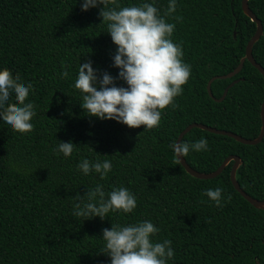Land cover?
Wrapping results in <instances>:
<instances>
[{"label": "trees", "instance_id": "obj_1", "mask_svg": "<svg viewBox=\"0 0 264 264\" xmlns=\"http://www.w3.org/2000/svg\"><path fill=\"white\" fill-rule=\"evenodd\" d=\"M121 7L153 3L165 15L169 0H117ZM83 0H0V70L32 84L33 130H12L0 116V264H110L102 253L103 229L151 221L159 231L153 242L171 240L175 256L167 264H264V208L250 203L231 180L232 160L214 178H198L174 163L170 147L191 123L198 122L256 138L262 129L264 75L248 59L231 78L209 80L234 70L246 54L257 24L245 14L243 0H176L168 23L171 39L182 45L191 75L182 94L161 112L158 127L129 128L116 120L90 117L75 88L80 63L92 61L97 75L107 72L127 87L114 67L117 46L99 15L103 5L82 10ZM264 25V0H249ZM111 7V5H110ZM177 17L182 19L178 20ZM236 33V34H235ZM253 55L264 67V33ZM68 76L63 77L64 71ZM99 88V81L96 85ZM9 103H16L11 93ZM208 141L206 151H189L188 164L215 171L230 155H239L241 187L264 200V138L245 144L194 127L181 142ZM74 143L71 156L54 151ZM84 159L108 160L106 178L77 165ZM102 185L105 193L125 187L136 198L131 213L110 211L104 219L73 216V197ZM223 189L221 204L204 195ZM231 195L229 202L227 197ZM83 205V202H81Z\"/></svg>", "mask_w": 264, "mask_h": 264}, {"label": "clouds", "instance_id": "obj_2", "mask_svg": "<svg viewBox=\"0 0 264 264\" xmlns=\"http://www.w3.org/2000/svg\"><path fill=\"white\" fill-rule=\"evenodd\" d=\"M99 5H103L99 15L107 26L106 32L117 46L113 66L120 69L118 78L124 80L127 87L117 86V78L107 72L100 79L91 60L80 63L74 86L83 94L81 107L90 117L116 120L129 128L158 127L165 108L179 107L174 100L182 94L183 85L191 75V66L182 59V45L171 39L175 24L165 19L176 11V0H169L165 15H160L153 3L121 7L117 0H83L82 10ZM62 75L66 78L68 72L65 70ZM20 80V76L13 77L8 68L0 70V116L12 130L27 133L33 130L31 120L36 115L33 103L25 102L33 86L30 83L25 86ZM13 92L16 103H9ZM170 147L175 154L174 163L179 165L181 157H186L190 149L206 151L208 141L202 137L194 143L174 142ZM73 150L74 143L61 141L54 151L68 157ZM77 168L85 175L95 171L103 179L112 165L108 160L92 163L84 159ZM222 192L221 188L207 189L204 195L222 207ZM227 199L231 201L230 194ZM73 200V216L85 220L97 216L104 219L110 211L131 213L137 206L135 196L125 187L106 194L103 186L97 185L88 189L85 196L78 194ZM158 231L147 220L123 227L113 224L111 229H103L106 244L102 253L111 258L110 264H167L175 252L171 240L152 241L151 237Z\"/></svg>", "mask_w": 264, "mask_h": 264}, {"label": "water", "instance_id": "obj_3", "mask_svg": "<svg viewBox=\"0 0 264 264\" xmlns=\"http://www.w3.org/2000/svg\"><path fill=\"white\" fill-rule=\"evenodd\" d=\"M243 10L245 12V14H247L251 20L255 21L257 24V29L254 33V35L250 38V40L248 41L247 47H246V54L245 56L241 59V62L239 63V65L232 70L231 72L227 73V74H223V75H217L212 77L209 82H208V92L210 94V96H212L213 98V92H212V82L217 79V78H231L233 76H235L236 74H238L243 66L245 61L248 59L255 67H257L260 72L264 75V67L259 64L257 62V60L255 59L254 55H253V47L254 44L260 39V37L263 35L264 33V25L261 21V19H259L257 17V15L253 12V10L251 9L250 5H249V0H243ZM236 34V33H235ZM239 80L236 79L233 82H231L227 88L225 89L223 95L220 98H215V100L217 101H222L226 96L227 93L230 89L231 86H233L236 82H238ZM261 115H262V129L260 134L256 137V138H247L244 137L240 134H237L233 131L230 130H225V129H220L214 126H209L203 123H198V122H194L189 124L180 134L179 137L177 139V142H181L183 137L185 136L186 133H188L191 129H193L194 127H199L202 128L204 130H208L210 132L213 133H217V134H223V135H228L234 139H236L239 142L245 143V144H257L259 142H261L264 138V102L262 104V110H261ZM234 160V164L232 166L231 169V180L235 186V188L250 202L252 203L255 207L257 208H264V200H259L257 198H254L253 196H251L249 193H247L239 184L238 180H237V170L239 168V166L242 164V159L239 155H230L228 156L223 163L215 170L212 172H200L198 170H195L194 168H192L188 162L186 161L185 157H181V161H182V165L186 168V170L192 174L195 177L198 178H203V179H208V178H214L218 175H220L223 170L227 167V165Z\"/></svg>", "mask_w": 264, "mask_h": 264}]
</instances>
